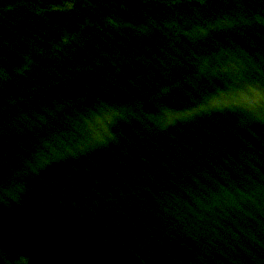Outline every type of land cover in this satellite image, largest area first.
Wrapping results in <instances>:
<instances>
[{"label": "water", "instance_id": "water-1", "mask_svg": "<svg viewBox=\"0 0 264 264\" xmlns=\"http://www.w3.org/2000/svg\"><path fill=\"white\" fill-rule=\"evenodd\" d=\"M0 264H264V0H0Z\"/></svg>", "mask_w": 264, "mask_h": 264}]
</instances>
